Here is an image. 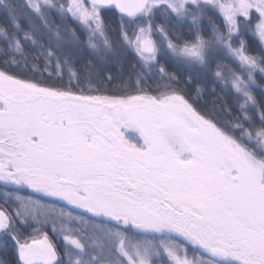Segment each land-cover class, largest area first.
Masks as SVG:
<instances>
[{
    "label": "snow or ice",
    "instance_id": "6c2138e0",
    "mask_svg": "<svg viewBox=\"0 0 264 264\" xmlns=\"http://www.w3.org/2000/svg\"><path fill=\"white\" fill-rule=\"evenodd\" d=\"M0 11L5 53L23 56L30 43L31 71L47 73L34 81L0 71V187L3 204L17 205L0 206V246L14 247L15 264H264V97L254 94L256 74H264V0H0ZM106 11L119 17L113 37ZM185 25L189 39L178 31ZM85 46L117 64L134 53L136 87L117 88L122 95L74 88L81 76L74 58ZM161 59L189 75L215 62L237 115L222 109L230 118L220 121L199 111ZM157 65L161 83L142 87ZM53 76L61 83L47 84ZM13 187L57 198L101 223ZM30 221L38 227L24 236L20 227ZM49 223L63 240L62 255L41 232ZM189 248L199 256L190 259Z\"/></svg>",
    "mask_w": 264,
    "mask_h": 264
},
{
    "label": "trees",
    "instance_id": "16d2710c",
    "mask_svg": "<svg viewBox=\"0 0 264 264\" xmlns=\"http://www.w3.org/2000/svg\"><path fill=\"white\" fill-rule=\"evenodd\" d=\"M19 3H25V0H18ZM30 11V9H29ZM49 17L55 23H59V14L52 10L49 12ZM105 21L108 28V34L110 37L115 36L117 33L114 32V29L118 28L119 24V17L115 11H106L104 12ZM68 24L71 27H77L75 23L68 19ZM157 23L160 22L159 17H157ZM6 26L5 24V14L3 11H0V27ZM25 30H27V26L25 25ZM182 35L183 39L191 38V34L188 32L187 25L183 28L178 30ZM22 35V34H21ZM205 39H207V33H205ZM182 42V40L180 41ZM5 45L2 41H0V71H7L10 75H16L20 79H33L41 80L47 76V73L44 74V77L41 76L40 72L33 73L31 71V66L36 61L33 59L35 52L33 50V46L30 43H25L23 45V56L19 54L8 53L6 54ZM24 57H27V65L23 63ZM12 59H16L21 63L20 67L14 66L11 61ZM76 63L74 67L81 72L80 82L77 86L76 81L74 80L73 87L77 90L79 88L87 89L89 86L100 88L101 91L98 92H91V95H122L124 94L121 91H116L117 88H122L125 84H127L129 89H133L136 87V76L132 73V65L137 62V58L135 54L129 51L125 58L121 60L119 64L112 60H101L99 57L95 56L91 49H88L86 46L80 51L79 55L74 58ZM7 61V63H6ZM161 64H164L167 71L169 73H173L177 76L179 83L176 84L174 82L173 86L178 87L183 90L184 94L187 98L194 103L197 109L204 113H209L214 116V118L219 119L220 121H226L230 117L225 115L222 109H231V113L233 116L237 115V104L234 98V95L231 91L222 90L223 85L216 80L214 76L215 70V62L212 63L210 70H203L200 72L192 71L191 75H189V70L183 66H179L175 63L174 60H167L161 59ZM225 63H229L225 61ZM91 64V69H85L84 65ZM40 68H43V62H40ZM229 66H234L229 64ZM158 68L154 69V72H157V75L150 76L145 78L144 82L142 83V87H148L149 89H155L157 83H161L159 75H158ZM93 71L94 73L98 74L97 79L88 80L85 78L84 73L87 71ZM138 70V69H137ZM108 75L113 77L111 83H107L106 78ZM256 81L257 86L254 90V94L257 96L258 99L264 97V74L257 73L256 74ZM47 84L52 83H61L55 76L51 80H46ZM62 83L64 85L68 84V76L65 75L63 78ZM201 89V93L199 98H196V89ZM103 89H107L104 91ZM89 94V93H86ZM135 94V93H132ZM213 101H216L215 105ZM215 108L216 112H212V109ZM216 113H220L216 115ZM32 198V197H31ZM32 199L39 201L41 204L49 207H54L56 209H63L67 212H71L73 215H82L85 219L92 220L94 223H101L100 219L92 217L90 214L85 213L82 210L77 208L70 207L64 203H61L57 200L50 199L39 195V197H33ZM1 206L6 207L8 209H13L17 205L13 202H9V204L4 205L3 202L0 203ZM113 222L106 221L105 226H112ZM81 225L73 224V227H80ZM34 222L30 221V226H21L20 231L27 236L33 233V230L37 228ZM41 232H48L49 236L53 238L54 242L57 243L58 250L63 254V240L62 238L56 240L52 233V225L49 223L48 225L44 226L41 229ZM91 232V228L89 227V233ZM131 235V233H129ZM142 238V237H137ZM189 258L191 259L193 255L199 256V252H193L191 248H189L188 252ZM15 250L14 247L9 246L8 248H4L0 246V261H7L8 264H15Z\"/></svg>",
    "mask_w": 264,
    "mask_h": 264
},
{
    "label": "flooded vegetation",
    "instance_id": "af4514ba",
    "mask_svg": "<svg viewBox=\"0 0 264 264\" xmlns=\"http://www.w3.org/2000/svg\"><path fill=\"white\" fill-rule=\"evenodd\" d=\"M5 191V189H3L2 187H0V203L3 202V196H2V193ZM8 191H12L14 192L16 195H20V196H23V197H39V195L43 196L42 194H39V193H35L33 192L32 190L30 189H27L26 187L25 188H16V187H13V188H10L8 189ZM45 197V196H43ZM46 198H50V197H46ZM50 199H54L56 200L55 198H50ZM61 203H64L62 202L61 200H57ZM65 204V203H64ZM1 206V205H0Z\"/></svg>",
    "mask_w": 264,
    "mask_h": 264
},
{
    "label": "rangeland",
    "instance_id": "374dc122",
    "mask_svg": "<svg viewBox=\"0 0 264 264\" xmlns=\"http://www.w3.org/2000/svg\"><path fill=\"white\" fill-rule=\"evenodd\" d=\"M56 200H59V199H57V198H55ZM62 202H64V201H62ZM66 205H68L66 202H64ZM68 206H70V207H73V208H75L74 206H71V205H68ZM79 210H81V209H79ZM83 211V210H82Z\"/></svg>",
    "mask_w": 264,
    "mask_h": 264
}]
</instances>
